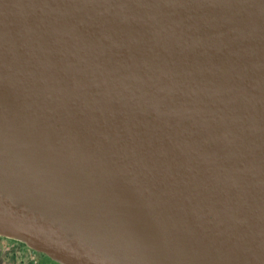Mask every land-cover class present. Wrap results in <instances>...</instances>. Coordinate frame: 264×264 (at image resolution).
<instances>
[{"label":"water","instance_id":"water-1","mask_svg":"<svg viewBox=\"0 0 264 264\" xmlns=\"http://www.w3.org/2000/svg\"><path fill=\"white\" fill-rule=\"evenodd\" d=\"M0 224L60 264H264V0H0Z\"/></svg>","mask_w":264,"mask_h":264},{"label":"rangeland","instance_id":"rangeland-1","mask_svg":"<svg viewBox=\"0 0 264 264\" xmlns=\"http://www.w3.org/2000/svg\"><path fill=\"white\" fill-rule=\"evenodd\" d=\"M50 259L17 237L0 236V264H57Z\"/></svg>","mask_w":264,"mask_h":264},{"label":"bare ground","instance_id":"bare-ground-1","mask_svg":"<svg viewBox=\"0 0 264 264\" xmlns=\"http://www.w3.org/2000/svg\"><path fill=\"white\" fill-rule=\"evenodd\" d=\"M0 233L5 234V235H15L16 236L15 232H13L11 229L1 224H0Z\"/></svg>","mask_w":264,"mask_h":264},{"label":"flooded vegetation","instance_id":"flooded-vegetation-1","mask_svg":"<svg viewBox=\"0 0 264 264\" xmlns=\"http://www.w3.org/2000/svg\"><path fill=\"white\" fill-rule=\"evenodd\" d=\"M0 236H1V235H0ZM50 260H51V259H50ZM52 261L57 262V261H55V260H53V259H52ZM57 264H59V262H57Z\"/></svg>","mask_w":264,"mask_h":264},{"label":"trees","instance_id":"trees-1","mask_svg":"<svg viewBox=\"0 0 264 264\" xmlns=\"http://www.w3.org/2000/svg\"><path fill=\"white\" fill-rule=\"evenodd\" d=\"M60 264V263H59Z\"/></svg>","mask_w":264,"mask_h":264}]
</instances>
